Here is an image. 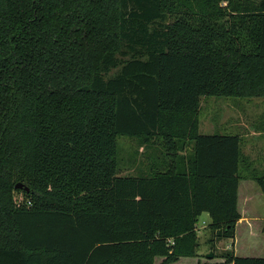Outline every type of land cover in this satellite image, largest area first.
<instances>
[{
	"label": "trees",
	"instance_id": "1",
	"mask_svg": "<svg viewBox=\"0 0 264 264\" xmlns=\"http://www.w3.org/2000/svg\"><path fill=\"white\" fill-rule=\"evenodd\" d=\"M202 97H264V0H0V264H170L202 214L234 238L240 139ZM118 136L162 160L117 176Z\"/></svg>",
	"mask_w": 264,
	"mask_h": 264
},
{
	"label": "rangeland",
	"instance_id": "2",
	"mask_svg": "<svg viewBox=\"0 0 264 264\" xmlns=\"http://www.w3.org/2000/svg\"><path fill=\"white\" fill-rule=\"evenodd\" d=\"M197 120L200 134L237 135L240 137L239 148L243 159L242 165L243 167L246 165V169L251 171L249 173L250 177H253L250 180L251 183L248 182L249 190L252 192L253 185L257 183L255 178L259 175L264 176V97H202L199 101ZM157 148H160V146L157 145ZM144 151V148L142 149L139 142L135 139L118 136L116 138L117 176L145 175L146 173L143 172V169L148 172L151 167H148L149 163L146 161L147 153L145 155ZM242 173L243 169L241 175ZM263 193L259 187V193L255 197L258 208L256 206L257 211L253 212L260 216H264ZM15 200L17 203L24 201L21 194H15ZM205 216V214L202 215L198 223L199 227L205 221ZM262 224L263 226L253 227V236L259 237V242H257V239L250 240V234L248 235V231L244 226L236 228L234 245L236 256L264 257V222ZM204 230H206V234L198 232L201 236L199 243L205 250L206 248L207 251L209 249L206 255L212 253L210 260L214 256L221 254L223 249L228 250L225 252H232L233 238L210 242L212 238L211 232L208 227ZM204 238H206L205 243L202 245L201 239L204 240ZM252 241H254V244H252L254 247L252 250L254 251L249 249Z\"/></svg>",
	"mask_w": 264,
	"mask_h": 264
},
{
	"label": "crops",
	"instance_id": "3",
	"mask_svg": "<svg viewBox=\"0 0 264 264\" xmlns=\"http://www.w3.org/2000/svg\"><path fill=\"white\" fill-rule=\"evenodd\" d=\"M140 146L142 147V149L144 148V150H145L144 154L146 155V153H147L146 161L149 163V166H148L149 168L153 167L154 163H159V161L162 160L163 154H162V151H160V148H157V145H152L151 146L149 144H140ZM184 152H179V155H183ZM150 169L148 170V172H146L145 169H143V172L146 173L145 175L149 174ZM242 169H243V173L241 175ZM250 172L251 171H248L246 169V165L244 167H243V165H240L239 173H238V175L240 177V180H239L238 188H237V212L239 214V220L236 223L235 233H234V238H233L234 241H233V244H232V246H233L232 253L235 256H236V251H235L234 245H235L236 228L238 226H244L245 229H247V231H248L247 232L248 235L250 234L249 235L251 237L250 240L251 239L252 240L253 239H255V240L257 239L258 240L257 242H259V237L253 236V234H254L253 233V229H254L253 227L254 226L255 227L263 226L262 222H264V216H260V215H257L255 213H253V212L257 211L256 206L258 208V203L255 200V197L259 193V187H258V185H256L257 184L256 183V184L253 185V191L251 192V190H249L248 182L251 183L250 180L253 179L252 176L250 177V174H249ZM256 178L262 179L263 180V185H264V176L263 175L262 176L259 175ZM242 183H244V185H242ZM202 215L197 219V223L195 225V231H196V234H197V237H198V243H199V240L201 238L199 233L203 232L204 234H206V230H204V229H206L208 227V225L210 224V218H209V216L207 214H205L206 215L205 216V218H206L205 221H203L201 223L200 227L198 226V223H199ZM205 239L206 238H204V240L201 239V241H202L201 244L202 245H204ZM252 244H254V241L251 242V246H250L249 249L251 251H254V250H252L254 248ZM208 251H209V249H208ZM208 251H207V248H206V250L204 248H202L200 246V243H199V247H198V250H197V253H196L195 257H192V258H179L178 260H176L175 262H172L170 264H232V263H226L225 259L223 258V254L226 253L225 251H228V250L223 249V252L221 254L213 257V259L217 258V259H214V260L213 259L210 260L209 258L206 257V254L208 253ZM237 257H239V256H237ZM249 258H260V257H249ZM163 260H164L163 258L156 257L154 259V264H160Z\"/></svg>",
	"mask_w": 264,
	"mask_h": 264
},
{
	"label": "water",
	"instance_id": "4",
	"mask_svg": "<svg viewBox=\"0 0 264 264\" xmlns=\"http://www.w3.org/2000/svg\"><path fill=\"white\" fill-rule=\"evenodd\" d=\"M14 188H15V189H23L25 192H28V189L25 188V187L23 186V184H21V183H17V184L15 185ZM206 257L209 258V259H211V258H212V253L206 255Z\"/></svg>",
	"mask_w": 264,
	"mask_h": 264
}]
</instances>
